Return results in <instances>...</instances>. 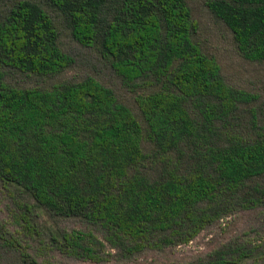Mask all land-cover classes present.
<instances>
[{
	"label": "trees",
	"instance_id": "16d2710c",
	"mask_svg": "<svg viewBox=\"0 0 264 264\" xmlns=\"http://www.w3.org/2000/svg\"><path fill=\"white\" fill-rule=\"evenodd\" d=\"M239 54L264 63V0H206ZM107 61L136 110L94 77L23 87L10 73L54 78L72 58L63 31ZM188 0H0V181L34 211L102 230L51 232L67 256L105 262L192 242L236 212L264 209V104L230 84L198 41ZM47 236V234H44ZM263 242L230 241L185 264H264ZM0 250L38 264L0 222Z\"/></svg>",
	"mask_w": 264,
	"mask_h": 264
},
{
	"label": "rangeland",
	"instance_id": "374dc122",
	"mask_svg": "<svg viewBox=\"0 0 264 264\" xmlns=\"http://www.w3.org/2000/svg\"><path fill=\"white\" fill-rule=\"evenodd\" d=\"M197 21L198 41L213 55L222 68L227 81L235 87L258 94L264 104V63H252L238 52L232 32L210 12L206 0H188ZM63 49L73 60V65L62 75L43 79L10 73L8 81L23 87H37L53 82L81 81L94 77L102 84L112 88L118 97L136 110L135 97L147 90V87L129 88L114 73L111 65L102 59L93 49L85 48L75 42L67 31L62 34ZM34 202L27 194L15 187H7L0 181V222L5 225L9 235L20 241L38 264H185L194 262L210 254L230 241L263 242L264 209L241 211L209 226L192 242L163 251L146 250L130 258L112 250L107 244L105 262L97 263L67 256L52 247L48 236L57 230L93 232L105 241L104 234L97 226L79 219L58 218L44 210L34 211L31 215L35 228L41 231V237L30 235L18 218L24 211L22 205ZM44 234H47L44 235ZM0 264H17L16 257L6 250H0Z\"/></svg>",
	"mask_w": 264,
	"mask_h": 264
}]
</instances>
